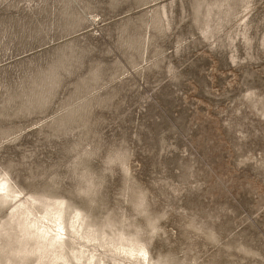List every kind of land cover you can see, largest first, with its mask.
<instances>
[{
  "label": "rangeland",
  "instance_id": "374dc122",
  "mask_svg": "<svg viewBox=\"0 0 264 264\" xmlns=\"http://www.w3.org/2000/svg\"><path fill=\"white\" fill-rule=\"evenodd\" d=\"M0 177V264H264V0H0Z\"/></svg>",
  "mask_w": 264,
  "mask_h": 264
},
{
  "label": "bare ground",
  "instance_id": "6f19581e",
  "mask_svg": "<svg viewBox=\"0 0 264 264\" xmlns=\"http://www.w3.org/2000/svg\"><path fill=\"white\" fill-rule=\"evenodd\" d=\"M0 185H2V188H0V201L7 203L11 200L13 203L12 207L18 208L22 203L21 194L11 189L6 178L0 177ZM21 226L23 233L36 242V252L40 261L47 259L49 264H70V259L63 253L67 229L62 220V210L58 209L54 213L48 212L40 218H36L33 212L27 210L23 216ZM71 228L76 237L84 238V236L80 235L82 223H80L79 217L72 221ZM87 241L89 242L90 240L87 239ZM113 250L135 262L150 263L149 252L142 245L114 246ZM72 254L73 259L78 263H82L86 258V252L83 249L77 252L73 251ZM94 261L95 256L93 254L86 258V264H94ZM102 264L107 263L105 261Z\"/></svg>",
  "mask_w": 264,
  "mask_h": 264
},
{
  "label": "snow or ice",
  "instance_id": "6c2138e0",
  "mask_svg": "<svg viewBox=\"0 0 264 264\" xmlns=\"http://www.w3.org/2000/svg\"><path fill=\"white\" fill-rule=\"evenodd\" d=\"M0 188H2V185H0Z\"/></svg>",
  "mask_w": 264,
  "mask_h": 264
}]
</instances>
